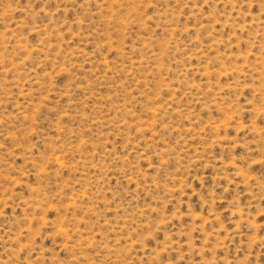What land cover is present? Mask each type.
Instances as JSON below:
<instances>
[{
	"label": "rangeland",
	"instance_id": "374dc122",
	"mask_svg": "<svg viewBox=\"0 0 264 264\" xmlns=\"http://www.w3.org/2000/svg\"><path fill=\"white\" fill-rule=\"evenodd\" d=\"M0 264H264V0H0Z\"/></svg>",
	"mask_w": 264,
	"mask_h": 264
}]
</instances>
